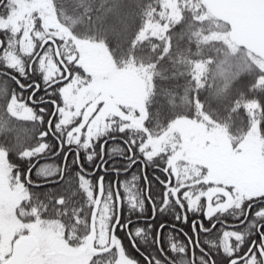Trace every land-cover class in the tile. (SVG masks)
<instances>
[{
	"label": "snow or ice",
	"instance_id": "6c2138e0",
	"mask_svg": "<svg viewBox=\"0 0 264 264\" xmlns=\"http://www.w3.org/2000/svg\"><path fill=\"white\" fill-rule=\"evenodd\" d=\"M125 238L264 264V0H0V264H141Z\"/></svg>",
	"mask_w": 264,
	"mask_h": 264
},
{
	"label": "trees",
	"instance_id": "16d2710c",
	"mask_svg": "<svg viewBox=\"0 0 264 264\" xmlns=\"http://www.w3.org/2000/svg\"><path fill=\"white\" fill-rule=\"evenodd\" d=\"M135 171H137V169L136 170H134V171H130L127 175H123V176H121L120 177V179L121 180H124V179H128V178H130V176H131V174H132V172H135ZM149 178H151V170H149ZM93 179H95V177L93 178ZM142 183V182H141ZM146 215H151V209H150V207H148L147 209H146V213H145ZM160 219H161V217L159 216V215H157V218H156V221H152V223H157L158 221H160ZM143 221H141L140 222V226H143ZM184 229H185V231H189V229H187V228H185L184 227ZM167 231V230H166ZM121 236H123V233H121ZM179 239H183V237L181 236V237H178ZM137 243L139 244V246H140V248H141V250H144V245L139 241V240H137ZM124 244H125V246H126V248H127V251H128V253H129V255L130 256H132V257H134V258H136V259H138V260H140L141 261V264H143V258L140 256V254L132 247V244L130 243V241L127 239V238H125L124 239Z\"/></svg>",
	"mask_w": 264,
	"mask_h": 264
},
{
	"label": "flooded vegetation",
	"instance_id": "af4514ba",
	"mask_svg": "<svg viewBox=\"0 0 264 264\" xmlns=\"http://www.w3.org/2000/svg\"><path fill=\"white\" fill-rule=\"evenodd\" d=\"M105 159H108V157H105ZM113 161L112 160H109V163H112ZM41 163H43V161L41 162ZM117 166H119V164H117ZM134 170H136V168H133L131 171H134ZM101 173L99 172V171H97V173H96V175L97 176H99ZM128 174V173H127ZM126 174V175H127ZM121 176H123V175H121ZM120 176V177H121ZM109 178H111V177H109ZM151 209V208H150ZM205 223L207 224V221H205ZM226 223H228V224H232V223H234L233 221H231V220H229V221H227ZM182 227H185V228H187V229H189V226L188 225H182ZM218 227H219V225H218ZM225 230H230V228H226ZM202 239H203V237H202ZM213 239H217V238H213ZM129 240V239H128ZM217 242H218V239H217ZM135 249V248H134ZM198 251V250H197Z\"/></svg>",
	"mask_w": 264,
	"mask_h": 264
}]
</instances>
